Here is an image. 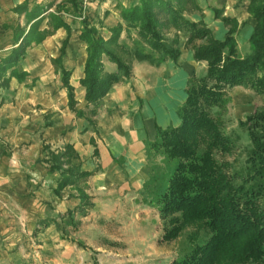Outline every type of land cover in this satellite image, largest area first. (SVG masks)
<instances>
[{"label": "crops", "instance_id": "1", "mask_svg": "<svg viewBox=\"0 0 264 264\" xmlns=\"http://www.w3.org/2000/svg\"><path fill=\"white\" fill-rule=\"evenodd\" d=\"M83 1L86 19L108 38L110 29L123 23L121 11L142 0ZM179 2L184 18L201 23L218 40L234 26L238 54L250 52L255 20L247 10L249 0ZM34 10L37 18L31 19ZM223 17L231 21L225 23ZM55 18L63 25L51 24ZM32 24L43 34L41 39L27 35ZM80 29V12L67 0H0V264L5 260L27 264L24 242L31 235L43 245L69 243L72 251L80 243L91 246L89 241L100 231L98 224L121 217L122 227H133L132 238L166 243L151 203L155 180L165 174L166 163L149 145L158 129L180 124L178 112L188 81L206 70V62L193 56L194 47L204 39L188 41L186 32L170 28L166 35H178L179 56L158 66L133 61L132 76L113 85L91 116L92 105L87 107L80 84L87 55L78 38ZM67 31L70 35L61 55ZM125 33L121 32V39ZM15 50L22 55L13 65L2 67ZM104 65L109 72L116 70L113 63ZM62 68L69 71L73 108ZM242 88L234 87L230 97L239 96ZM69 150L73 155L63 167L78 170L69 175L71 182L59 188L65 174L51 169L50 159ZM64 159L61 156V162ZM80 193L89 199L84 213ZM45 220L52 222L40 227Z\"/></svg>", "mask_w": 264, "mask_h": 264}, {"label": "trees", "instance_id": "2", "mask_svg": "<svg viewBox=\"0 0 264 264\" xmlns=\"http://www.w3.org/2000/svg\"><path fill=\"white\" fill-rule=\"evenodd\" d=\"M173 1L142 0L123 9L120 13L123 23L111 29L108 41L96 37L94 29L84 20L79 37L86 43L87 57L80 84L87 107L92 105L89 114L95 115L113 85L132 76L133 61L158 66L179 56L178 37L168 40L158 29L157 15L161 12L176 30L188 34V41L204 39L194 47L193 56L206 62V70L188 81L186 98L178 112L180 124L158 129L156 139L149 145L166 163L165 174L155 180L151 203L161 219L162 241L174 240L187 231L188 249L171 264H264V107L238 121L250 142L242 168L232 170L233 164L219 157L231 153L233 148V141L225 132L222 107L229 92L242 86L264 95V0H249L247 10L255 26L248 40L250 52L243 57L238 54L233 37L234 26L223 40H218L201 23L184 18ZM69 3L75 10L81 8V0ZM34 14L35 10L29 17L37 18ZM223 21L231 20L223 17ZM123 30L130 37V45L117 44ZM132 31L135 37L131 36ZM28 34L32 36L30 31ZM41 36L42 33L39 39ZM106 43H116L125 56L113 52ZM21 53L15 50L2 67L13 65ZM103 56L115 64V71L105 69ZM61 73L73 108L69 71L62 68ZM89 122L92 123L91 117ZM60 158L61 155L51 156V169L64 171ZM71 168L68 174L74 175L78 169ZM64 185L65 181H61L59 188ZM80 195L84 213L89 199L84 193ZM51 222L45 220L41 225Z\"/></svg>", "mask_w": 264, "mask_h": 264}, {"label": "rangeland", "instance_id": "3", "mask_svg": "<svg viewBox=\"0 0 264 264\" xmlns=\"http://www.w3.org/2000/svg\"><path fill=\"white\" fill-rule=\"evenodd\" d=\"M179 1L180 0H174L173 3L177 6L180 3ZM83 2L84 1L81 0V8L79 9L81 17L80 33L82 31V23L85 20L86 23H88L94 29L96 37H100L104 41H108L112 34V28L110 29V36L108 38H105L100 33V30H98L94 24H91L89 19H86L88 16L85 13L86 9L83 8ZM67 3H69V0H67ZM69 4L70 6H73L71 3ZM64 5H66V2ZM157 18L159 26L158 29L165 38L171 40L175 36L178 37L176 33L173 34L172 38H169L166 35L170 28L175 29L169 23V17L161 12L159 15H157ZM58 22V18L57 20L55 18V20L50 23L58 24ZM28 31H30V34L32 33L31 37L33 39L37 38L41 34L35 24H32ZM69 35L70 34L67 31V37L63 40L62 43V46H64V48L69 39ZM79 36V40L82 41ZM131 36H136L134 31L131 32ZM120 42H125L126 44L130 45L131 40L130 37H128L127 33H125V37H123L122 39L120 38V36L118 37L117 44ZM83 43L86 45L85 42ZM115 44L116 43H106V46L108 48H111L113 52L117 53L123 58L125 55H123L122 50H119V48H117ZM105 62L113 63L107 57L103 56V64ZM240 90L241 91L239 92V96L230 97L229 95L224 105H222L224 111L223 118L225 132L227 136H229L233 141V148L231 153L226 154L225 156L219 155V157L223 158L224 161L231 162L233 164V166L231 167L232 170H240L242 168L246 156V148L250 146L248 135L246 134L245 130L238 125V121L244 120L245 117L253 110L264 107V95L256 93L249 88L243 87ZM57 155L61 154L59 153ZM72 155L73 153H71L70 151H66L61 155L65 158L64 162H62V167L67 163L66 161H69ZM172 162L174 163V160ZM71 167L72 166L63 167L64 171H62V173H64L65 175L61 177V181H65V184H67L68 181L71 182L68 174V172L73 169ZM120 224H124L122 217L119 221L111 219L107 221L106 224H98L97 227L100 229V231L99 233H97V235L101 238L107 237L108 240L101 241V239L96 238L97 235H95L92 241H89V244H91V246L83 245V243H77L79 244V248L77 247L74 251H72V247L70 246L71 244L69 243L66 244V242H63V245L60 246L59 242L56 244L54 242H49L47 243V245H43V241H38L31 235L32 238L27 239L24 242L26 253L29 254L28 257L26 256L25 260H28L27 264H146V262H148V264H155L158 263L159 259L163 258L161 259L163 260L161 261V264H171L174 259L180 256L182 251L188 249V243L185 238V233L187 231H185L174 240L165 241L166 243L151 241L148 240L149 238L146 241H139L132 238L136 236V234L134 233V229H132L133 227H122ZM40 227L43 226L41 225ZM40 227H38L37 230H39ZM129 230L131 233H129ZM127 246L131 249H127ZM77 249L79 250L77 251ZM4 262L5 263L3 264H9L8 260H5Z\"/></svg>", "mask_w": 264, "mask_h": 264}, {"label": "built area", "instance_id": "4", "mask_svg": "<svg viewBox=\"0 0 264 264\" xmlns=\"http://www.w3.org/2000/svg\"><path fill=\"white\" fill-rule=\"evenodd\" d=\"M86 1V0H85Z\"/></svg>", "mask_w": 264, "mask_h": 264}]
</instances>
